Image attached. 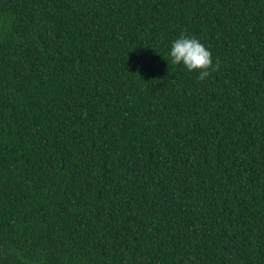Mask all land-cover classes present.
I'll use <instances>...</instances> for the list:
<instances>
[{
	"label": "trees",
	"instance_id": "1",
	"mask_svg": "<svg viewBox=\"0 0 264 264\" xmlns=\"http://www.w3.org/2000/svg\"><path fill=\"white\" fill-rule=\"evenodd\" d=\"M0 264H264V0H0Z\"/></svg>",
	"mask_w": 264,
	"mask_h": 264
},
{
	"label": "clouds",
	"instance_id": "2",
	"mask_svg": "<svg viewBox=\"0 0 264 264\" xmlns=\"http://www.w3.org/2000/svg\"><path fill=\"white\" fill-rule=\"evenodd\" d=\"M171 62L181 64L188 71L199 70L198 79L203 80L211 73V70L218 68L214 65L211 52L196 37L181 35L172 42L170 50Z\"/></svg>",
	"mask_w": 264,
	"mask_h": 264
}]
</instances>
